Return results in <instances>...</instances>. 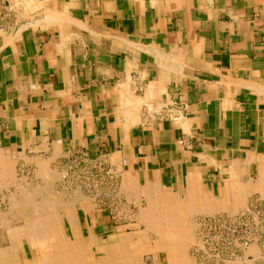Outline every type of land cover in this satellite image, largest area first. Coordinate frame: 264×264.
I'll return each instance as SVG.
<instances>
[{
	"label": "crops",
	"instance_id": "1",
	"mask_svg": "<svg viewBox=\"0 0 264 264\" xmlns=\"http://www.w3.org/2000/svg\"><path fill=\"white\" fill-rule=\"evenodd\" d=\"M167 106L172 119L145 117ZM0 150L35 176L37 156L114 172L116 199L61 188L73 264H108L128 236L138 264H163L153 236H190L264 191V0H0ZM162 195L183 213L169 235L109 213Z\"/></svg>",
	"mask_w": 264,
	"mask_h": 264
},
{
	"label": "bare ground",
	"instance_id": "2",
	"mask_svg": "<svg viewBox=\"0 0 264 264\" xmlns=\"http://www.w3.org/2000/svg\"><path fill=\"white\" fill-rule=\"evenodd\" d=\"M11 155L3 153L0 150V188L8 189L9 186H15L14 187L15 191L13 190L14 192H12L10 196H8L9 198L7 197L10 201V206L7 205L9 206L7 209V213L8 215H12L13 217H15L17 222H18V219H22L23 223L20 226L16 227L15 225L14 227H11L10 225L11 222L8 225V223H6V218H4V215L2 214V212H0V224L2 226L5 224L6 225L5 228L7 230L6 235H4L3 237L0 235V264H73L72 258H71V247L69 244H67L63 240V237L60 231V223H59L60 220L58 216V212H59L58 210L60 208L61 209L63 208L62 202H61L62 200L61 195L57 193H53L49 190L50 182L52 179V174H51L52 172L50 171L48 162L46 161V159L43 160L40 157L38 158L37 156L36 164L38 165V167L36 168L38 170L37 171L38 173L37 172L36 173L38 176L42 177V179L44 180V184H42V187H39L37 189H32L29 183L25 182L24 178L17 177L15 175L13 171V166H14V162L16 161V159L14 157L12 158ZM29 161L31 160L29 159ZM262 175H264V172H262L261 176ZM17 179L20 180L23 184L22 183L19 184L20 182L16 183L17 181L15 180ZM259 182L260 184L258 183L256 184V186L259 185V186L264 187V179L259 180ZM35 196L39 198V201L37 200L38 202L34 201ZM82 198L84 197H81V199ZM2 199L3 198H1V200ZM150 201H151V198H150ZM160 202H162L163 205L156 207L154 206V204L152 206V204L150 203L151 206H149L148 208L147 206L145 209L144 208L142 209L139 207L140 208L139 213L137 211L133 212L136 214L138 213V216H139L138 218L141 220V223L143 222L147 224L146 225L147 227L145 228H148V230L150 228V230H153L154 232H158L159 235H161V233L162 234L170 233L174 223L180 220L181 219L180 216L181 214H183L181 211L173 212L167 209V205L165 204L170 202L167 196H163ZM86 206L88 207V205ZM68 209H69L68 207L64 208V210L66 211ZM87 210L89 209L87 208ZM121 212L122 211L120 210V213ZM183 217H187V216L184 215ZM183 217L182 219H185ZM182 222L183 221L180 220V223ZM69 225H70V222H69ZM181 227H185V226H181ZM177 229L179 230V228ZM183 231L184 230L182 231L180 230V232H183ZM180 232L177 231V233L179 234ZM183 234L184 233H182V235ZM170 235L159 237V244H160L161 249L166 253L167 263L168 264H195L187 252L188 250L187 246L189 242L191 241L190 236L178 237L180 235H176L175 236L176 238H175ZM130 241H132V239L131 237L128 236L123 241L124 243L122 244V248L120 250L114 249V251L110 255L111 259L109 260L108 264H138V262H140L139 257L137 258L138 254L135 255L133 251L131 253V251L128 248L130 245ZM24 242L30 245L31 248L34 249V251L32 252L33 254L32 258L29 261L26 260L21 263L20 261L17 260L16 253H18L17 251L19 247L23 245ZM2 244H4L5 246ZM77 247L80 251H82L81 245H77ZM81 260L83 259H80V262L77 264H81L82 262Z\"/></svg>",
	"mask_w": 264,
	"mask_h": 264
},
{
	"label": "rangeland",
	"instance_id": "3",
	"mask_svg": "<svg viewBox=\"0 0 264 264\" xmlns=\"http://www.w3.org/2000/svg\"><path fill=\"white\" fill-rule=\"evenodd\" d=\"M12 156V155H11ZM15 158L16 161L14 162V166H13V171L15 173V175L17 177H22L24 178L25 182L29 183L30 187L32 189H37L39 187H42V184H44V180L40 179L37 175L35 176L32 171L31 172H27V170H25L21 165L20 162L17 161V157L16 156H12V158ZM44 160V159H43ZM72 161H69L65 164H71ZM66 166L65 168L62 167V169L59 167V171L57 169H53L52 172L55 173V177H53L51 179L50 182V187L49 190L53 193H57V194H61L63 196V193L61 191V188H64L66 190H70V189H77L82 190L84 192H86L85 190H83V188L81 187V185L76 182V181H71V180H65L63 179V175L66 173ZM51 169V170H52ZM69 170V169H68ZM53 175V173H51ZM36 177V179L34 178ZM57 178V183L55 184V179ZM17 181L16 183L21 184L22 182L20 180H15ZM66 183V184H65ZM23 184V183H22ZM68 184V185H67ZM15 186H9L8 189H0V200L1 198H3L0 201V212H2V214L4 215V218H6V223H10L11 227H14L16 225L20 226L23 223L22 219H15V217H13L12 215H8L7 213V201L6 198L8 196H10V194L12 192L15 191ZM258 189V188H257ZM14 190V191H13ZM116 194H117V189H114ZM9 198V197H8ZM117 198V197H116ZM34 201L38 202L39 198L37 196L34 197ZM38 200V201H37ZM251 203L249 204L250 206H254L256 211L255 213L257 214V219H260V223L262 222V220H264V191H260L258 192V194H254L252 196H250V200ZM248 207H245L243 210H246ZM243 210H239L238 212H242ZM111 214V216L113 218H119V217H123L125 214L126 217H130L133 218V216L137 218V220L139 219L138 217V213L136 215V213H133V211H122L120 213V210H114L112 212H109ZM237 212H225V213H217V214H228V215H233L236 214ZM217 214H213L211 216L217 215ZM133 215V216H132ZM9 216V217H7ZM12 216V218H11ZM132 216V217H131ZM203 217H207V216H203ZM200 217L198 220H200ZM9 221V222H8ZM15 221V222H14ZM21 221V222H20ZM140 221V220H139ZM18 223V224H17ZM14 224V225H12ZM197 222L192 223V225L190 226V238L191 241L189 242L188 246H187V252L188 255H190L191 259L194 261L195 264H264V234L261 233V230L264 231V224H258L257 228H254V233H252L253 237H260V235L262 237H260L259 241H255L252 243H248L246 247L242 246V244L237 245V247L235 248V251L232 253V248L231 246H226L224 245L221 251H216L214 249V243H205L204 242V236L202 237V231H201V227L197 225ZM0 226H2L0 224ZM5 224L0 227V235L3 237L4 235H6L7 230L5 228ZM4 227V228H3ZM241 228V227H239ZM4 229V230H3ZM138 229V228H137ZM242 230H244V227L241 228ZM257 229V230H256ZM2 230V231H1ZM135 230L131 231L132 234L134 233ZM201 231V232H200ZM205 232V230H204ZM156 238V239H155ZM157 240V236L152 237V240L150 243H148L150 246H152V252H159V258L161 259V261L163 262V264H165L164 259L166 258V254L165 252L161 249L159 242L156 241ZM192 242V243H191ZM4 245V244H2ZM5 246V245H4ZM26 246H28L27 244H24V248L26 249V253L27 256L30 258V252L29 249L26 248ZM30 246V245H29ZM136 247V244H135ZM31 248V246H30ZM220 249V247H218ZM160 249V250H159ZM32 252L34 251V249H32ZM139 250V251H138ZM134 254H138L137 258L139 257V261H141V252H142V248L140 249H134L133 250ZM141 251V252H140ZM18 253H16V258L18 261H20L21 263L23 261H29L27 258L24 257L23 255V251H22V245L19 247ZM141 254V256H140ZM156 255V253H155ZM236 262V263H235Z\"/></svg>",
	"mask_w": 264,
	"mask_h": 264
},
{
	"label": "built area",
	"instance_id": "4",
	"mask_svg": "<svg viewBox=\"0 0 264 264\" xmlns=\"http://www.w3.org/2000/svg\"><path fill=\"white\" fill-rule=\"evenodd\" d=\"M177 110L179 109L174 106H167L159 111L146 110L144 113L146 118L160 121L172 119L174 111ZM180 142L183 143L184 139ZM66 167L63 179L78 182L83 190L94 198H100L103 189H106V195L109 198L116 199L117 194L114 190L115 175L105 162L91 160L82 156L73 159L70 165L66 164ZM109 186L110 189L107 190ZM100 206L109 210L113 209L112 206L102 201ZM255 211V207L249 205L241 213L237 212L233 215L217 214L201 218L198 220L197 225L201 227L202 232H200L202 237L204 236V242L206 244L209 242L214 243L216 251H221L224 245L231 246L233 253L239 244L246 247L248 243L259 241L262 236L260 235L259 238L257 236L253 237L252 233H254V228H257L258 224H264V220L260 223V219L256 218L257 214ZM239 227H244V230ZM261 233L264 234V231L261 230Z\"/></svg>",
	"mask_w": 264,
	"mask_h": 264
}]
</instances>
